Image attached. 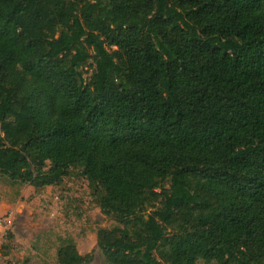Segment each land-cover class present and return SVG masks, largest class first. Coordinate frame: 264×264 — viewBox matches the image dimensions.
<instances>
[{
  "label": "trees",
  "instance_id": "16d2710c",
  "mask_svg": "<svg viewBox=\"0 0 264 264\" xmlns=\"http://www.w3.org/2000/svg\"><path fill=\"white\" fill-rule=\"evenodd\" d=\"M77 169L108 262L264 264V0H0V174Z\"/></svg>",
  "mask_w": 264,
  "mask_h": 264
},
{
  "label": "rangeland",
  "instance_id": "374dc122",
  "mask_svg": "<svg viewBox=\"0 0 264 264\" xmlns=\"http://www.w3.org/2000/svg\"><path fill=\"white\" fill-rule=\"evenodd\" d=\"M93 71L91 61L85 77ZM0 221V264H59L57 251L65 237L74 239L81 255H93L91 264H122L108 262L98 248L99 229L119 224L98 207L80 169L39 191L0 174Z\"/></svg>",
  "mask_w": 264,
  "mask_h": 264
},
{
  "label": "built area",
  "instance_id": "2783aa9c",
  "mask_svg": "<svg viewBox=\"0 0 264 264\" xmlns=\"http://www.w3.org/2000/svg\"><path fill=\"white\" fill-rule=\"evenodd\" d=\"M3 227V222L0 221V229Z\"/></svg>",
  "mask_w": 264,
  "mask_h": 264
}]
</instances>
